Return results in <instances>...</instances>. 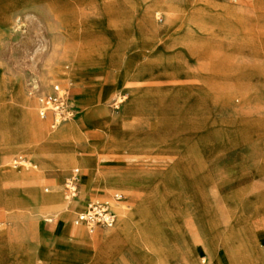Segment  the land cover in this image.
Masks as SVG:
<instances>
[{
  "label": "rangeland",
  "instance_id": "1",
  "mask_svg": "<svg viewBox=\"0 0 264 264\" xmlns=\"http://www.w3.org/2000/svg\"><path fill=\"white\" fill-rule=\"evenodd\" d=\"M262 20L254 0H0V152L11 143L30 152L8 156L4 173L39 171L28 187L45 196L58 187L66 202L61 212L73 225L84 207L70 209L86 196L85 180L103 194L121 192L132 210L142 209L151 232L157 225L161 255L178 233L193 244L191 229L217 240L255 238L262 250ZM57 85L71 115L53 119L48 132L69 121L76 128L52 142L31 132L28 104L35 122L47 121L38 114V97ZM97 148L90 156L100 168L60 165L68 151L85 163L84 154ZM74 169L82 174L76 199L66 186ZM46 170L48 178H40ZM19 206V222L54 224L39 219L38 205ZM118 215L113 229L122 225ZM4 221L0 230L8 227ZM109 230H100L89 247L68 238L70 257L101 264L102 234ZM130 237L128 259L141 264L148 236L133 228ZM195 249L202 263L205 252ZM238 252L246 263L243 249Z\"/></svg>",
  "mask_w": 264,
  "mask_h": 264
},
{
  "label": "crops",
  "instance_id": "2",
  "mask_svg": "<svg viewBox=\"0 0 264 264\" xmlns=\"http://www.w3.org/2000/svg\"><path fill=\"white\" fill-rule=\"evenodd\" d=\"M254 2L255 8L258 11L264 12V0H254ZM249 16H251V14H249ZM261 22L264 23V20H262ZM77 101V107H79L80 101L78 99ZM98 107L99 106H94L93 108H96L97 110ZM49 116L47 118L51 122L53 120V116L51 114ZM108 145L110 144L107 140V146ZM7 146L8 148L6 150L0 152V206H5V208H2V210H0V220H5L4 222L8 223V227L6 229L0 230V264H81L75 258L70 257V251L72 249L68 244L67 239L69 238V241L71 242L80 240V246L89 247L93 238L97 237V239H99V237H101V235L97 233L104 228H100L94 234H90L85 226H76L75 224H71L70 221H68V214L62 212L61 218H58L56 220H46L54 222L53 225L37 224L39 234L37 237L35 236L36 238L31 234H24V232H20L19 229H23L24 231L25 229H27L28 231V225L33 224V221H28L26 223V220L23 219L19 222L17 219L20 218V215L22 216L23 211L20 210L18 206L20 204L27 203L33 204V199H40V202L42 201L41 203L44 204L46 202L41 198L45 195L40 194V191H38V186L36 187V190H32V188L28 187V183L21 184V180L28 181L27 179H33L32 173H26L24 175L4 173L3 168L6 164H8V156L15 155L18 152L25 150L17 148L12 143L8 144ZM61 150L62 149L60 148V151L58 152H61ZM98 150L99 149L97 148V150L92 153H85V158H82L83 160H85V163H93L98 165L100 168V165L95 160L94 156H90ZM25 151L28 152V154L30 153L29 150ZM20 159L22 158L20 157ZM74 170H72L71 173ZM47 173V170L44 171L42 174H40V178L42 177L44 179H47ZM84 183L85 184L83 185L81 193L86 194V196L90 189H97L93 183L89 182V179L85 180ZM15 187H18L19 194L16 193L17 191H15ZM57 188L58 187L55 186V190L53 191V193L47 196H49L50 199L52 197L53 201L51 200V204L55 203L58 205H65L66 202L63 198L62 192L59 190V188L57 190ZM46 190L48 189H44V192H46ZM99 191L100 190H98L97 193H92L88 196V198H86V196L84 197L83 195L81 198L76 200V205L73 206L70 211L80 210L81 207H84V210L81 211L83 212L86 210L87 204L92 200L110 199L115 193L122 194L121 192L103 194V191H100L102 193H99ZM48 202L50 203V200ZM119 204H127L125 203V197L123 201L115 203L113 205V208L118 217L117 224L119 222ZM127 206L129 207V204H127ZM141 212V208L132 210L136 222L139 223L147 233L148 243L150 245V248H145V250L140 251V253L138 254L141 264H237V261L235 260L233 255L239 248H242L244 251L246 264H260V246L256 242L255 238L247 240L246 237L241 235L235 236L233 238L223 236V239L219 238L217 240L212 238L208 234L196 231L195 229L190 230L193 238V244L191 242H185L182 236L178 233L176 236H173L171 238L168 253H163L162 256H159L156 249L157 245H155L156 243H158V240L160 241L161 238L159 232L157 231V225L154 224V232H151V230L148 228L149 226L147 223V218ZM126 223L129 225L131 224L129 221ZM71 226L83 228L86 234L78 235L72 233ZM71 236H74L76 238H72ZM104 236L105 235L103 233V247ZM152 243L154 244V246L152 245ZM196 246L200 247L206 254V259H204L202 263L199 261V250L195 249ZM158 251L162 252V250L159 248ZM101 252L99 261L101 262V264H109L107 262V255L105 257L101 254Z\"/></svg>",
  "mask_w": 264,
  "mask_h": 264
},
{
  "label": "bare ground",
  "instance_id": "3",
  "mask_svg": "<svg viewBox=\"0 0 264 264\" xmlns=\"http://www.w3.org/2000/svg\"><path fill=\"white\" fill-rule=\"evenodd\" d=\"M61 77L62 76H60V78ZM31 105H32V103L30 102L28 104V107L30 108L29 110H30V118H31V125H32L31 132L33 134H36L37 136H40L41 138L43 137L45 140L49 139L52 142H56V141L60 140L61 138H65L66 136H70L72 134V132L74 131V129L76 128L75 123L73 121H69V122H66L65 126L62 129H60L59 131H57L53 135H50L49 132H48V125L50 123V120L48 119L47 121L40 122V123L35 122L34 119H33V115H32ZM68 109H69V112H68L67 116L64 118L63 121L68 120L70 115H71V108L69 107ZM53 119H54V117H53ZM77 126H79V125H77ZM71 141H72V139H71ZM60 158H61V164L60 165H68L70 163H73L74 165L76 164V165H82L83 167H87V163L79 162L76 159L75 153H72L70 151L66 152L63 156H60ZM26 163H33V161L29 160V162H26ZM49 168H51V167H48L47 169H49ZM44 170H45V168H44ZM40 171H42V169H40ZM38 172L32 173V177L34 178L35 175H37ZM26 179H27V177H26ZM27 180L29 181L30 179H27ZM20 182L21 183H26L27 181L26 180H21ZM94 182H95V180H94ZM115 182H114V184H115ZM117 182H119V181H117ZM140 183L142 184L141 181H140ZM129 185L131 186V189H134L139 184L129 183ZM34 189H36V188H34ZM57 190H58V188H57ZM76 198L77 197H73L72 199H76ZM41 199L43 201H45L46 203L42 204L41 203L42 201L40 202V199L39 200L38 199H33L34 200L33 201L34 204L38 205V213H40L39 219L43 218L45 220H50V217H52V216L61 215L62 208L64 207L62 204L61 205H58V204H55V203L51 204L52 203L51 202L52 197L50 199L49 196H43ZM49 200H50V203L48 202ZM18 207H20V206H18ZM118 211H120V213L122 214V225L119 228H116V229H113V230L111 228L109 231L104 233V235H105L104 236V249L101 252V254L104 255L105 257L107 255V262L109 264H137V263H135L134 259H132V260L128 259V257H130V255H131L128 252L130 248L127 250V247H128L127 246V242L129 240H131V238H132V237H130V230L133 229V228L137 229L138 236H141V237H145V236H148V235L145 232L144 228L139 223L136 222L131 208H129L127 205L121 204L118 207ZM128 221L131 223L130 224L131 227L126 223ZM37 224H38V220L33 222V224L30 227H28V231L26 229L25 231L24 230H20V232H24V234L28 233V234L33 235V237H35V236L37 237L38 234H39L38 233V229H37ZM71 228H72L71 229L72 233H74V234H78V235H85L86 234V232H85V230L83 228H79V227H75V226H71ZM105 229H108V228H105ZM261 248H262V250H260V248H259V255H260V258H261L260 259V264H264V246H261ZM127 252H128V254H127ZM157 252H158L159 256H162L159 253L158 249H157ZM233 257L237 261V264H246V263L241 262L238 249L234 253ZM161 264H164V263H161Z\"/></svg>",
  "mask_w": 264,
  "mask_h": 264
},
{
  "label": "built area",
  "instance_id": "4",
  "mask_svg": "<svg viewBox=\"0 0 264 264\" xmlns=\"http://www.w3.org/2000/svg\"><path fill=\"white\" fill-rule=\"evenodd\" d=\"M62 92V88L57 85L51 94L40 95L38 97V114L41 119H46L52 114L55 123H60L67 116L69 109L63 102ZM17 163L22 164L23 160L19 159ZM80 182L81 173L76 169L66 181L67 191L72 198L77 197ZM123 199L122 194L115 193L110 199H95L90 201L87 204L86 210L77 215L74 224L76 226H85L90 234H94L100 228H113L118 218L113 205L123 201Z\"/></svg>",
  "mask_w": 264,
  "mask_h": 264
}]
</instances>
